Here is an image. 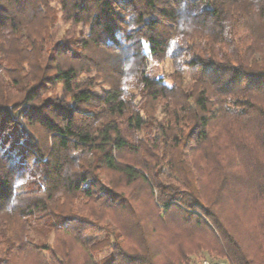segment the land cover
Listing matches in <instances>:
<instances>
[{
  "label": "trees",
  "instance_id": "1",
  "mask_svg": "<svg viewBox=\"0 0 264 264\" xmlns=\"http://www.w3.org/2000/svg\"><path fill=\"white\" fill-rule=\"evenodd\" d=\"M202 250L264 264V0H0V264Z\"/></svg>",
  "mask_w": 264,
  "mask_h": 264
},
{
  "label": "rangeland",
  "instance_id": "2",
  "mask_svg": "<svg viewBox=\"0 0 264 264\" xmlns=\"http://www.w3.org/2000/svg\"><path fill=\"white\" fill-rule=\"evenodd\" d=\"M67 27H68V24L65 25V26L63 25V28H62L61 32H64L67 29ZM163 69L165 71L172 70V60L171 59L167 60V62L160 69H158V72H162ZM31 187H32L31 180H24V181L20 182L17 185V191L29 190V189H31ZM39 229H41L39 233L38 232H35L31 236L35 241H43L44 240L43 239V237H44L43 234H47L52 239V236H53L52 233L46 231L45 226H43V223H40L39 224ZM104 236H105V233H102L100 235L95 236L93 240H97V239L100 240V239L104 238ZM110 252H111L110 249L102 250V251H100V252H98L96 254V258L98 260H101L103 257H105L106 255H108ZM194 254L195 255H193V256H195L196 258H198V260H200V258H202V257H208V255H209V253L207 251H203V250L202 251H199V252H196Z\"/></svg>",
  "mask_w": 264,
  "mask_h": 264
},
{
  "label": "built area",
  "instance_id": "3",
  "mask_svg": "<svg viewBox=\"0 0 264 264\" xmlns=\"http://www.w3.org/2000/svg\"><path fill=\"white\" fill-rule=\"evenodd\" d=\"M198 264H231V263L214 256H208V257L200 258V260H198Z\"/></svg>",
  "mask_w": 264,
  "mask_h": 264
}]
</instances>
